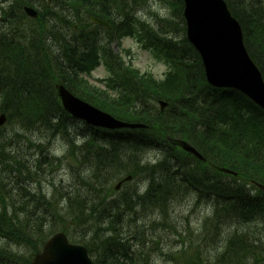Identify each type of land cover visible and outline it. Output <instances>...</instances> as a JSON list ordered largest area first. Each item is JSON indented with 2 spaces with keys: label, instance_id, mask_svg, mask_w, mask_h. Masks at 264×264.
Listing matches in <instances>:
<instances>
[{
  "label": "trees",
  "instance_id": "trees-1",
  "mask_svg": "<svg viewBox=\"0 0 264 264\" xmlns=\"http://www.w3.org/2000/svg\"><path fill=\"white\" fill-rule=\"evenodd\" d=\"M32 1L0 0L9 28L0 26V113L12 126L0 127V264H30L59 230L87 245L97 264H151L154 250L179 264H264V111L240 92L208 84L186 37L182 1L172 4L180 18L168 19L180 41L126 11V0L45 2L32 35L22 33L17 40L13 31L22 26L23 6ZM226 2L264 77V0ZM91 16L111 22L115 39L133 37L168 64L165 79L126 65L99 37ZM101 64L110 71L107 86L120 92L118 98L81 77ZM60 83L115 117L150 128L108 131L80 124L61 105ZM158 99L168 101V108H157ZM30 135L39 141L63 137L75 165L47 150L24 153L17 144H36ZM180 137L206 162L171 146L169 138ZM148 152H154V161L146 158ZM183 162L180 170L176 164ZM65 165L73 181L61 187L52 182L47 191L42 172ZM129 175L143 185L115 196L114 181ZM176 195H195V204L209 209L199 243L188 252L180 239L178 259L150 236L173 229L166 220Z\"/></svg>",
  "mask_w": 264,
  "mask_h": 264
},
{
  "label": "water",
  "instance_id": "water-1",
  "mask_svg": "<svg viewBox=\"0 0 264 264\" xmlns=\"http://www.w3.org/2000/svg\"><path fill=\"white\" fill-rule=\"evenodd\" d=\"M184 6L187 36L201 55L208 81L214 86L242 92L264 110L263 76L248 54L241 25L232 16L227 3L224 0H184ZM26 11L37 16L34 9L26 8ZM93 21L105 24L98 19ZM59 96L68 112L94 126L109 129L139 126L115 119L75 97L64 86L59 87ZM5 121V115H1L0 125ZM184 148L201 157L192 146L185 144ZM32 264L93 263L85 247L70 244L64 233H58L47 242Z\"/></svg>",
  "mask_w": 264,
  "mask_h": 264
},
{
  "label": "rangeland",
  "instance_id": "rangeland-1",
  "mask_svg": "<svg viewBox=\"0 0 264 264\" xmlns=\"http://www.w3.org/2000/svg\"><path fill=\"white\" fill-rule=\"evenodd\" d=\"M46 0H33L32 3L40 6L45 3ZM127 6L126 11L131 10L134 15H138V18H141L145 23L153 26L155 29H159L161 31H166L170 27V21L168 19H175L178 20L180 15L178 12L171 6V2L173 0H126ZM119 12L118 9L114 8L113 13ZM1 25L5 27L4 21L1 22ZM33 29L32 23L25 21L24 26H21L22 32L28 33V31ZM21 33V32H20ZM101 34H98L99 37H103L106 40L109 34L105 31H101ZM170 38H173L177 41H180V37L177 32L170 31L169 34ZM52 43V41H49ZM112 48L116 53L121 54L125 61L132 62L136 68H138L141 72H151L156 75L158 78H162L164 73L166 72V66L163 63L157 61L153 55L144 50L134 39L130 37H126L123 40H119L118 44L116 41L112 42ZM127 49L131 50V53L127 54L125 51ZM107 71L102 67L99 66L95 71L92 72V75L83 74L81 77L84 78L89 86L94 88L105 89L104 83H101V79L107 77ZM112 96H115L114 93H109ZM7 130L11 129V125L7 124ZM30 134V133H29ZM32 141L35 140L33 136H31ZM50 151L52 153H59L60 158H63L65 155L67 157V141L65 142L62 137L61 138H51L48 141ZM31 151L28 150V153ZM160 154V153H159ZM147 159H152L154 161V152L147 153ZM70 161L73 162L72 156L69 157ZM50 174H52L50 176ZM72 170L71 167L65 165L59 167L55 170V172L50 171L47 168V172L43 173V176H47V191L49 187H51V183H60V181H64L65 183L70 182L72 177ZM73 181V180H72ZM71 181V182H72ZM118 181H114L117 184ZM135 184L143 185L141 180L132 181L130 184H125L123 186L122 192L127 191L128 189L132 188ZM51 190V189H50ZM172 201L168 205L169 211V220L167 219L166 222L172 225L173 229H168L164 231H155L154 233H150V236L154 237L157 242H159V246L166 250L171 251L172 254L175 255L176 259L178 256L175 254L179 252L181 248V241L180 239L184 238L185 243L188 249V252H191L194 248L193 246L199 243V239L202 238L200 235L203 233L201 230V222L207 215L208 208L204 205L195 204L194 197H184L181 195H176L173 197ZM204 210V211H203ZM177 230V232H176ZM229 231L227 232L228 235ZM210 238H208V246L210 249H213L215 246L211 244ZM153 245V244H152ZM150 243L148 247H150ZM175 252V253H174ZM181 256L180 253H177ZM150 258H152L151 264H179L177 262H173L172 259L169 257L162 256L160 251L154 250L150 254ZM172 258V257H171ZM16 261V259H13ZM18 262V261H16ZM19 263V262H18ZM185 264V263H181Z\"/></svg>",
  "mask_w": 264,
  "mask_h": 264
},
{
  "label": "bare ground",
  "instance_id": "bare-ground-1",
  "mask_svg": "<svg viewBox=\"0 0 264 264\" xmlns=\"http://www.w3.org/2000/svg\"><path fill=\"white\" fill-rule=\"evenodd\" d=\"M140 20L143 21L141 18H140ZM146 24H147V23H146ZM149 26H150L151 28H154V27L151 26V25H149ZM154 29H155V28H154ZM156 30H157V29H156ZM158 30H159V29H158ZM162 32H164V34H169L170 30L168 29V30H166V31H162ZM49 48H50V47H49ZM106 71H107V73L110 74V71H109L108 69H106ZM50 139H51V138H47V137H45V138H42L41 141H39V140H33V142L36 143V144L27 143L26 141H22V142H19V143L17 144V146L23 148V151H24V153H26V154L28 153V150H29V149H27V148H30V149H32V150H42V151H46V150H48V152H50L52 155L57 156L56 154H54V153H52V152L50 151V148H48V145H49L48 141H49ZM171 146H174V145L172 144ZM165 149H167V148H165ZM165 149H163V150H165ZM176 165H178L179 169L181 170V165H184V162L181 163V164H178V163H177ZM45 168H46V166H42V170H43V171L45 170ZM46 171H47V170H45V171L42 172V173H46ZM185 179H186L187 181H192V180H193V183H194V182H197V181H196V178H185ZM64 181H65V180H64ZM64 181H62V182L60 181V183H53L52 186H55L56 184H58V185H56V186H58V187H61V184L66 185L67 183H65ZM190 185H191V182H190ZM192 189L196 190V187H195L194 185H192ZM113 190H114V195H115V196L120 197V198H123V197H124V194H123V192H122V189H121L117 184L114 185ZM196 191H197V190H196ZM189 197H194V198H196L195 195H191V196H189ZM139 210L141 211L139 214L143 213V210H142V209H139ZM123 212H124V209L121 210L120 214H123ZM203 224H204V220L201 222V226H200V228L203 227ZM123 231H125V230L123 229ZM98 247H99V246H98Z\"/></svg>",
  "mask_w": 264,
  "mask_h": 264
},
{
  "label": "clouds",
  "instance_id": "clouds-1",
  "mask_svg": "<svg viewBox=\"0 0 264 264\" xmlns=\"http://www.w3.org/2000/svg\"><path fill=\"white\" fill-rule=\"evenodd\" d=\"M56 155H59V153H55Z\"/></svg>",
  "mask_w": 264,
  "mask_h": 264
}]
</instances>
